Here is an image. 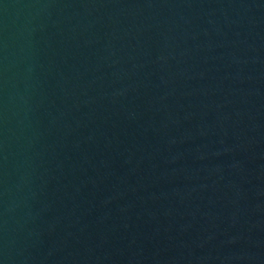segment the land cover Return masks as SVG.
I'll return each instance as SVG.
<instances>
[{"label": "water", "instance_id": "1", "mask_svg": "<svg viewBox=\"0 0 264 264\" xmlns=\"http://www.w3.org/2000/svg\"><path fill=\"white\" fill-rule=\"evenodd\" d=\"M0 264H264V0H0Z\"/></svg>", "mask_w": 264, "mask_h": 264}]
</instances>
